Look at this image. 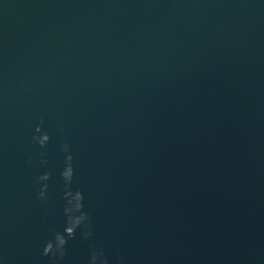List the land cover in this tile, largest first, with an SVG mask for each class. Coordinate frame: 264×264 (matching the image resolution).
Masks as SVG:
<instances>
[{
  "label": "water",
  "instance_id": "obj_1",
  "mask_svg": "<svg viewBox=\"0 0 264 264\" xmlns=\"http://www.w3.org/2000/svg\"><path fill=\"white\" fill-rule=\"evenodd\" d=\"M101 259L264 264V0H0V264Z\"/></svg>",
  "mask_w": 264,
  "mask_h": 264
},
{
  "label": "clouds",
  "instance_id": "obj_2",
  "mask_svg": "<svg viewBox=\"0 0 264 264\" xmlns=\"http://www.w3.org/2000/svg\"><path fill=\"white\" fill-rule=\"evenodd\" d=\"M41 143H43V140L40 141ZM101 264H104L103 260L101 259Z\"/></svg>",
  "mask_w": 264,
  "mask_h": 264
}]
</instances>
